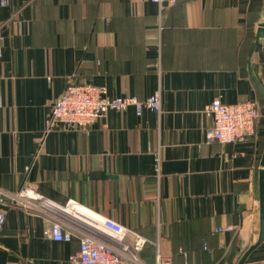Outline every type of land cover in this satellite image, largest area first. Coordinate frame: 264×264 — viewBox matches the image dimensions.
<instances>
[{
    "label": "crops",
    "instance_id": "crops-1",
    "mask_svg": "<svg viewBox=\"0 0 264 264\" xmlns=\"http://www.w3.org/2000/svg\"><path fill=\"white\" fill-rule=\"evenodd\" d=\"M264 0H8L0 6V264H70L91 226L68 199L152 242L169 264H235L259 236L264 151ZM67 82L161 112L109 109L86 132L47 126ZM256 101L255 134L208 137L213 97ZM26 184L42 198H13ZM23 203V204H22ZM85 211V210H83ZM71 231L53 240L50 223ZM232 225L216 232V226ZM244 264H264V240Z\"/></svg>",
    "mask_w": 264,
    "mask_h": 264
},
{
    "label": "built area",
    "instance_id": "built-area-1",
    "mask_svg": "<svg viewBox=\"0 0 264 264\" xmlns=\"http://www.w3.org/2000/svg\"><path fill=\"white\" fill-rule=\"evenodd\" d=\"M151 1L161 5L164 1L174 0ZM7 4L8 0H0V6ZM49 106L48 127L78 128L87 132L93 121L107 113L109 109L121 110L126 106H132L137 115L141 114L143 108L156 114L160 113L161 94L157 89L141 99L130 94L111 96L107 94L103 85L67 82L59 96L51 100ZM205 107V113L212 118L213 123L208 137L223 144L240 142L255 134L259 114V105L256 101L227 103L221 101L219 96H215ZM14 193V200H23L24 206L30 204L32 200L42 198L39 192L24 183ZM2 202L3 195L0 193V203ZM60 208L75 211V214L79 218L82 217L92 228L90 233H83L78 238V249L68 258L70 264H145L139 253L145 243L151 241L146 236L114 218L77 204L73 199H68ZM5 215V210L0 207V227ZM232 228V225H225L216 226L214 230L220 232ZM47 232L53 240L71 239V231L57 221L50 223ZM152 244L155 247L153 264H169V258L160 253L158 242L154 241Z\"/></svg>",
    "mask_w": 264,
    "mask_h": 264
},
{
    "label": "water",
    "instance_id": "water-1",
    "mask_svg": "<svg viewBox=\"0 0 264 264\" xmlns=\"http://www.w3.org/2000/svg\"><path fill=\"white\" fill-rule=\"evenodd\" d=\"M259 27L257 29V41L261 42L262 39H264V21H261L259 24ZM253 79L257 83L260 89L264 92V89L261 87L259 81L255 77V75H252ZM263 157L262 162L263 165L258 169L259 170V202H260V208H259V218H260V229H259V236L258 239L250 244L245 250H243V254L240 256V258L237 260L235 264H244L245 259L248 257V255L252 252L253 249H255L263 240H264V151H263Z\"/></svg>",
    "mask_w": 264,
    "mask_h": 264
},
{
    "label": "trees",
    "instance_id": "trees-1",
    "mask_svg": "<svg viewBox=\"0 0 264 264\" xmlns=\"http://www.w3.org/2000/svg\"><path fill=\"white\" fill-rule=\"evenodd\" d=\"M146 245H150V244H148V242L145 243V245L143 246L142 250H141L140 253H139L141 256H143V254H142L141 252H142L143 249L146 247ZM153 252H154V251H153Z\"/></svg>",
    "mask_w": 264,
    "mask_h": 264
},
{
    "label": "bare ground",
    "instance_id": "bare-ground-1",
    "mask_svg": "<svg viewBox=\"0 0 264 264\" xmlns=\"http://www.w3.org/2000/svg\"><path fill=\"white\" fill-rule=\"evenodd\" d=\"M84 210V209H83Z\"/></svg>",
    "mask_w": 264,
    "mask_h": 264
}]
</instances>
